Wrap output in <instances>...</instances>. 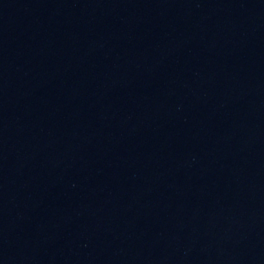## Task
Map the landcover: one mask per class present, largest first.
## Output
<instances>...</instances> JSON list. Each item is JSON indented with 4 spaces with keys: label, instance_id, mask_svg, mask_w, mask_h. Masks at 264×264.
Here are the masks:
<instances>
[{
    "label": "water",
    "instance_id": "obj_1",
    "mask_svg": "<svg viewBox=\"0 0 264 264\" xmlns=\"http://www.w3.org/2000/svg\"><path fill=\"white\" fill-rule=\"evenodd\" d=\"M0 264H264V0H0Z\"/></svg>",
    "mask_w": 264,
    "mask_h": 264
}]
</instances>
